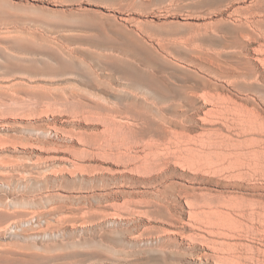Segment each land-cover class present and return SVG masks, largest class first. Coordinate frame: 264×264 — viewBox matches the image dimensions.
<instances>
[{
    "label": "rangeland",
    "instance_id": "374dc122",
    "mask_svg": "<svg viewBox=\"0 0 264 264\" xmlns=\"http://www.w3.org/2000/svg\"><path fill=\"white\" fill-rule=\"evenodd\" d=\"M263 60L264 0H0V264L262 257L204 224L264 209Z\"/></svg>",
    "mask_w": 264,
    "mask_h": 264
},
{
    "label": "bare ground",
    "instance_id": "6f19581e",
    "mask_svg": "<svg viewBox=\"0 0 264 264\" xmlns=\"http://www.w3.org/2000/svg\"><path fill=\"white\" fill-rule=\"evenodd\" d=\"M259 49V48H258ZM263 51V50H262ZM256 53V52H255ZM259 60V59H258ZM261 61V60H260ZM264 61V60H263ZM260 63H262V62H260ZM227 110V109H226ZM237 187V186H236ZM232 192V191H231ZM184 198V197H183ZM241 199V198H240ZM225 200V199H224ZM242 200V199H241ZM223 201V200H222ZM228 201V200H227ZM231 201V200H230ZM224 202V201H223ZM241 202H243V200L241 201ZM251 202V201H250ZM250 202H248V203H250ZM223 203H221V205H222ZM225 204V203H224ZM229 204V203H228ZM230 204H233V203H231L230 202ZM200 206V205H199ZM225 206V205H224ZM227 206H229V205H227ZM252 206V205H251ZM240 207V206H239ZM247 207V206H246ZM245 207V208H246ZM253 207V206H252ZM256 207V206H255ZM254 207V208H255ZM241 208V207H240ZM251 208V207H250ZM205 209V208H204ZM234 209V208H233ZM244 209V208H243ZM249 209V208H248ZM210 210V209H209ZM239 210V209H238ZM237 210V211H238ZM245 210V209H244ZM250 210V209H249ZM242 211V210H241ZM223 211H219L218 212V210L216 211H213V213L211 212V215H213L212 217L214 218V216H216V215H218L217 217H215V218H217V222L214 220V221H212V219L210 218V217H206V218H208V220L206 221V222H203V223H206V224H204L205 225V227H207L204 231H205V233H206V235H208V237L210 236V237H213V236H216L217 235V233H219V236L221 235V236H225L224 238H231V240H233V236H235L234 237V239L237 237V239H235L236 240V242H239L240 244L242 243V242H244V240L247 238V239H250V238H252V239H254L253 241H251V240H249L250 242H252L253 244H255V246L256 245H260L261 246V248L262 247H264V209H252V210H250V211H242V212H240V214L239 213H235L236 212V210H234V215H236V214H239V216L238 215H236L237 217H239L240 219H242V220H244V221H247L248 222V224H247V222L245 223V222H243L242 220H238L239 218H237V219H235V221L233 220V221H231L229 224H227V223H225V222H223L224 220H222V216H224V213H222ZM196 213V212H195ZM203 213L205 214V210H203ZM208 213L210 214V211H208ZM208 213H207V211H206V216H208ZM202 214V213H201ZM223 214V215H222ZM227 214H229V213H227ZM226 214V215H227ZM246 214H248V217L249 218H251V220L249 221L248 219L249 218H247V220H245V218H246ZM190 216V215H189ZM191 216H192V214H191ZM205 216V215H204ZM233 216V215H232ZM227 217V216H226ZM225 217V218H226ZM205 218V217H204ZM211 219V220H210ZM193 220H194V218H193ZM203 221H204V219H202ZM187 221V220H186ZM227 222V221H226ZM190 224V223H189ZM199 235V234H198ZM189 236V235H188ZM185 237V236H184ZM250 237V238H249ZM186 238V237H185ZM226 238V239H227ZM206 239H207V237H206ZM206 239L205 238H203V240H205L206 241ZM191 240V239H190ZM208 240V239H207ZM204 242V241H203ZM206 242H208V241H206ZM215 242V241H214ZM217 242V241H216ZM220 242V241H219ZM231 244V243H230ZM229 244V245H230ZM245 244V242L242 244V247H243V245ZM247 244V243H246ZM217 245V244H216ZM232 245V244H231ZM230 245V246H231ZM248 245V244H247ZM227 246V245H226ZM246 246V245H245ZM251 246H252V244H251ZM254 246V247H255ZM232 247H238L239 248V246H232ZM231 247V248H232ZM247 247V246H246ZM253 247V246H252ZM259 247V246H258ZM238 248L236 249V250H238ZM260 248V247H259ZM230 250V249H229ZM257 249H255V251H256ZM262 250V249H261ZM203 251V250H202ZM233 251V250H232ZM239 251V250H238ZM238 251H236V252H232L231 253V255L234 257V260L236 261V263L237 264H249V262H256V264H264V255L262 256V257H252L253 255L251 254V256L249 255V257H246V256H243V255H238L237 254V252ZM252 251H253V249H252ZM257 251H260L259 249L257 250ZM241 252V251H240ZM262 252H264V251H261V252H259V255L260 254H262ZM226 253V252H225ZM239 253V252H238ZM209 254H211V253H209L208 251H206V252H204V254L201 256L202 258H209ZM241 254V253H240ZM242 254H244L243 252H242ZM246 254V253H245ZM253 254H254V252H253ZM257 254V253H256ZM227 259H229V258H227ZM216 263V262H215ZM255 264V263H254Z\"/></svg>",
    "mask_w": 264,
    "mask_h": 264
}]
</instances>
